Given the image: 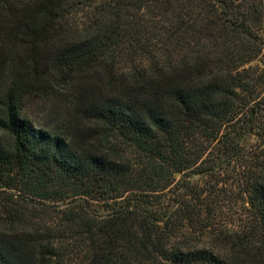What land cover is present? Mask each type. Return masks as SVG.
<instances>
[{
    "label": "trees",
    "instance_id": "trees-1",
    "mask_svg": "<svg viewBox=\"0 0 264 264\" xmlns=\"http://www.w3.org/2000/svg\"><path fill=\"white\" fill-rule=\"evenodd\" d=\"M191 1L0 0V264H264V78Z\"/></svg>",
    "mask_w": 264,
    "mask_h": 264
},
{
    "label": "rangeland",
    "instance_id": "rangeland-1",
    "mask_svg": "<svg viewBox=\"0 0 264 264\" xmlns=\"http://www.w3.org/2000/svg\"><path fill=\"white\" fill-rule=\"evenodd\" d=\"M213 0H192L185 14L189 18L186 35L190 47L198 39H203L207 49L226 50V53L239 55L242 52L257 54L248 63H241L240 68H253L247 75L264 78V0H219V11L213 8ZM219 16H222L220 19ZM226 17L230 20L225 22ZM226 25V28H222ZM224 29H227L224 31ZM210 35H214L211 37ZM218 35L219 37H216ZM216 40V41H213ZM11 78V72L6 71L2 82ZM264 94V90L262 93ZM257 95H254L256 97ZM55 98H34L26 103V113L39 127L50 128L61 122L62 108ZM63 118V117H62ZM223 197V198H222ZM217 207L222 211L223 222H191L207 226H239L246 222H236L241 208L235 204L230 194L223 193ZM217 200V199H216ZM241 202V201H240ZM102 203V202H101ZM243 204V202H242ZM102 205V204H99ZM225 220V221H224ZM79 262V261H78ZM79 264V263H77Z\"/></svg>",
    "mask_w": 264,
    "mask_h": 264
}]
</instances>
